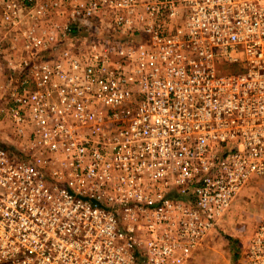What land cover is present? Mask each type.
<instances>
[{
	"label": "built area",
	"instance_id": "1",
	"mask_svg": "<svg viewBox=\"0 0 264 264\" xmlns=\"http://www.w3.org/2000/svg\"><path fill=\"white\" fill-rule=\"evenodd\" d=\"M9 34L0 264H187L264 177V0H0Z\"/></svg>",
	"mask_w": 264,
	"mask_h": 264
},
{
	"label": "rangeland",
	"instance_id": "2",
	"mask_svg": "<svg viewBox=\"0 0 264 264\" xmlns=\"http://www.w3.org/2000/svg\"><path fill=\"white\" fill-rule=\"evenodd\" d=\"M74 30H76L75 33L73 32L76 39H88L91 35L87 30L81 33L77 28ZM100 34L107 32L101 31ZM8 37L13 39L10 34ZM16 80L7 78V81H0V144L17 154L25 143L24 140L21 141L16 137L7 112L14 103L9 92L18 84ZM263 211L264 177L257 176L244 185L230 209L200 242L187 264H239Z\"/></svg>",
	"mask_w": 264,
	"mask_h": 264
},
{
	"label": "crops",
	"instance_id": "3",
	"mask_svg": "<svg viewBox=\"0 0 264 264\" xmlns=\"http://www.w3.org/2000/svg\"><path fill=\"white\" fill-rule=\"evenodd\" d=\"M14 37H18V39L21 41L20 34L12 35V38H14ZM6 40H8V41H6ZM12 40L13 39H11L10 37H8V39L4 40L3 52L0 53V81H4V80L7 81L8 76L9 77L11 76V75H9L10 71H8L9 68H8V65H7V61L5 60V57H8V56H10L12 54V49H11L12 48V46H11V41ZM13 56H15L14 58L16 60L18 59V57H16L15 54ZM198 246H197V248H198Z\"/></svg>",
	"mask_w": 264,
	"mask_h": 264
},
{
	"label": "trees",
	"instance_id": "4",
	"mask_svg": "<svg viewBox=\"0 0 264 264\" xmlns=\"http://www.w3.org/2000/svg\"><path fill=\"white\" fill-rule=\"evenodd\" d=\"M236 68H237L236 65H230V66H229V69H230V70H236Z\"/></svg>",
	"mask_w": 264,
	"mask_h": 264
}]
</instances>
